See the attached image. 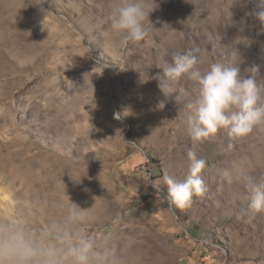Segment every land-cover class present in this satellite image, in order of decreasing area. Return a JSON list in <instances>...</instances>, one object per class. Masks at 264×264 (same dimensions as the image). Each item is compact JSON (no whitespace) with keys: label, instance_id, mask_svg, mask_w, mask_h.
<instances>
[{"label":"rangeland","instance_id":"obj_1","mask_svg":"<svg viewBox=\"0 0 264 264\" xmlns=\"http://www.w3.org/2000/svg\"><path fill=\"white\" fill-rule=\"evenodd\" d=\"M119 3L0 0V221L23 219L54 243L50 225L76 207L120 264H264V211L219 175L242 161L264 179V125L195 143L186 104L197 86L185 76L164 94L157 77L191 50L202 72L241 59L264 79V0H145L147 35L127 45L111 27ZM190 150L207 191L179 208L163 176L183 181Z\"/></svg>","mask_w":264,"mask_h":264},{"label":"clouds","instance_id":"obj_2","mask_svg":"<svg viewBox=\"0 0 264 264\" xmlns=\"http://www.w3.org/2000/svg\"><path fill=\"white\" fill-rule=\"evenodd\" d=\"M145 0H120L111 15V27L126 33L123 43L141 41L148 32L145 20L150 22ZM264 20V12L260 14ZM233 57H239L233 52ZM240 58V57H239ZM240 62L212 63L202 72L193 51L178 54L171 64L158 66L159 87L165 94L170 82L187 77L197 86L193 99L187 104L188 134L195 143H200L227 129L234 138H246L253 130L264 125V79H258L260 68L252 65L242 71ZM182 94L187 95L181 90ZM163 108L164 104L161 103ZM135 145L134 141H128ZM189 174L183 181L172 175H164L167 185L166 198L171 204L185 208L192 202L193 195L207 191L201 175L206 162L198 158L195 150L188 152ZM219 175L227 184L241 183L246 189V209L258 213L264 211V179L257 180L248 174L243 162H234L220 170ZM155 190L162 191L157 183H151ZM239 198L236 194L234 197ZM83 217L75 207L61 220L53 221L49 231L54 229V243H48L49 232L36 235L23 219L0 221V264H120L117 248L105 240L98 243L80 225Z\"/></svg>","mask_w":264,"mask_h":264}]
</instances>
